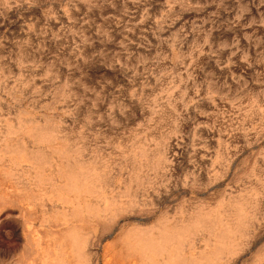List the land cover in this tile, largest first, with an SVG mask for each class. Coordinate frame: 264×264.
<instances>
[{
  "label": "rangeland",
  "instance_id": "obj_1",
  "mask_svg": "<svg viewBox=\"0 0 264 264\" xmlns=\"http://www.w3.org/2000/svg\"><path fill=\"white\" fill-rule=\"evenodd\" d=\"M0 264H264V0H0Z\"/></svg>",
  "mask_w": 264,
  "mask_h": 264
}]
</instances>
